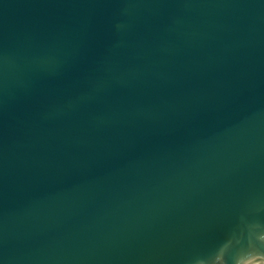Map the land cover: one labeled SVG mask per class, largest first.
<instances>
[{
	"label": "water",
	"instance_id": "95a60500",
	"mask_svg": "<svg viewBox=\"0 0 264 264\" xmlns=\"http://www.w3.org/2000/svg\"><path fill=\"white\" fill-rule=\"evenodd\" d=\"M0 264H264V0H0Z\"/></svg>",
	"mask_w": 264,
	"mask_h": 264
}]
</instances>
